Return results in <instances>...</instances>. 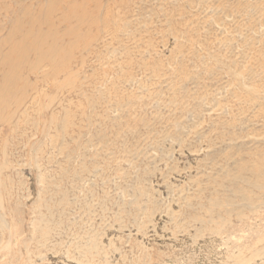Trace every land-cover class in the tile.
Returning a JSON list of instances; mask_svg holds the SVG:
<instances>
[{"label": "rangeland", "instance_id": "obj_1", "mask_svg": "<svg viewBox=\"0 0 264 264\" xmlns=\"http://www.w3.org/2000/svg\"><path fill=\"white\" fill-rule=\"evenodd\" d=\"M83 4L0 112V264H264V0Z\"/></svg>", "mask_w": 264, "mask_h": 264}, {"label": "bare ground", "instance_id": "obj_2", "mask_svg": "<svg viewBox=\"0 0 264 264\" xmlns=\"http://www.w3.org/2000/svg\"><path fill=\"white\" fill-rule=\"evenodd\" d=\"M71 1L72 2L70 3L68 2V6L65 0H51L47 6H44L45 4H37V2L36 4H32L27 7V9L24 8L23 4L21 5V2L18 4L20 17L15 23H13L10 34L4 41L2 40L3 42L0 44V112L8 108L6 101H9V98H11L13 92L16 91L17 88L20 89L21 83H24L26 80L25 74L20 72V69L22 68L21 61H30L33 68L39 66L42 63H49L55 68L54 75H58L61 72L68 70L67 64L69 63L67 61L65 62L66 65L64 64L63 66L59 65L58 62L59 60L63 59V56L66 58V54H70L69 49L57 48L59 44H62V41L57 44V47L56 45L49 43L51 36H56L55 33L57 32V29L54 27L57 24L55 25V19L59 17V20L61 22L63 21V23L71 21V19L75 20V23L77 22L76 28L69 27V24L67 23L70 30H67L66 34L70 36V34H72L76 29L83 30L88 20L85 18L88 15H92V13L86 11L82 6L84 5L83 3L87 2L88 0ZM58 7L60 9L64 8L65 11L59 12ZM55 12L57 13V16L54 18ZM95 14H97V10H95ZM93 16L94 14L92 17ZM71 23L74 24V21ZM21 33L22 37L18 39V36ZM74 39L72 36L70 41L74 42L75 44L77 41H72ZM66 44L67 43L63 45L66 46ZM23 49H25L26 52L21 55L19 52ZM71 50L74 49L72 48ZM33 56L35 57L34 61L31 60Z\"/></svg>", "mask_w": 264, "mask_h": 264}]
</instances>
